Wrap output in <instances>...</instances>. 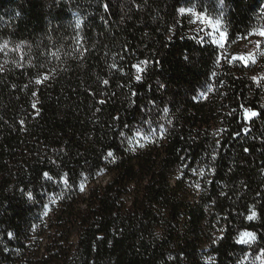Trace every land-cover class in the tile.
<instances>
[{"label":"trees","instance_id":"16d2710c","mask_svg":"<svg viewBox=\"0 0 264 264\" xmlns=\"http://www.w3.org/2000/svg\"><path fill=\"white\" fill-rule=\"evenodd\" d=\"M262 31L264 0H0V264H264Z\"/></svg>","mask_w":264,"mask_h":264},{"label":"rangeland","instance_id":"374dc122","mask_svg":"<svg viewBox=\"0 0 264 264\" xmlns=\"http://www.w3.org/2000/svg\"><path fill=\"white\" fill-rule=\"evenodd\" d=\"M221 41H222V42L224 41V37H222ZM263 42H264L263 39L260 40V41L258 42L259 46L262 45ZM253 213H254V212H253ZM253 213L251 214V217H252V218H255L256 215H253ZM245 233L251 234V237H249L248 235H245ZM256 239H257V235H256L254 232H251V231H244V232H242L241 235H240V238H239V240H240L241 242H243V243H253V242L256 241Z\"/></svg>","mask_w":264,"mask_h":264},{"label":"snow or ice","instance_id":"6c2138e0","mask_svg":"<svg viewBox=\"0 0 264 264\" xmlns=\"http://www.w3.org/2000/svg\"><path fill=\"white\" fill-rule=\"evenodd\" d=\"M220 2L223 3V0H220ZM181 11H184V9H181ZM197 15H203V13H198ZM215 23H219V21L217 20V21H215ZM260 35L264 36V31H262L260 33ZM240 59H243V58H240ZM113 67H115V65H113ZM0 70H2V69H0ZM137 79H139V77H137ZM252 115H255V113H252ZM253 215H255V213H253ZM9 235H11V233H9ZM245 235H248L249 237H251V234L245 233ZM262 251H264V250H262Z\"/></svg>","mask_w":264,"mask_h":264}]
</instances>
